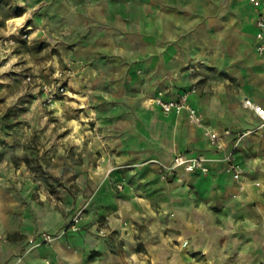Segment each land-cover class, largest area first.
I'll return each instance as SVG.
<instances>
[{
	"label": "crops",
	"instance_id": "0c3cea01",
	"mask_svg": "<svg viewBox=\"0 0 264 264\" xmlns=\"http://www.w3.org/2000/svg\"><path fill=\"white\" fill-rule=\"evenodd\" d=\"M138 3L146 36L132 60L143 64L151 88L116 106L122 116L107 124L109 149L88 173L89 195L78 200L80 230L33 246L30 236L59 230L71 211L39 207L29 217L21 208L16 220L4 211L0 264H264V125L243 104L264 107L257 13L249 0ZM191 86L201 124L152 101L158 90L176 98ZM226 129L223 147L212 145L208 131ZM175 154L202 156L208 171L176 168L162 177L157 162Z\"/></svg>",
	"mask_w": 264,
	"mask_h": 264
},
{
	"label": "rangeland",
	"instance_id": "374dc122",
	"mask_svg": "<svg viewBox=\"0 0 264 264\" xmlns=\"http://www.w3.org/2000/svg\"><path fill=\"white\" fill-rule=\"evenodd\" d=\"M138 1L0 0V214L49 206L83 217L116 106L151 88L132 60L146 36Z\"/></svg>",
	"mask_w": 264,
	"mask_h": 264
},
{
	"label": "built area",
	"instance_id": "2783aa9c",
	"mask_svg": "<svg viewBox=\"0 0 264 264\" xmlns=\"http://www.w3.org/2000/svg\"><path fill=\"white\" fill-rule=\"evenodd\" d=\"M252 6L254 7L257 16L255 20V49L258 53H264V0H249ZM196 91L195 86L181 92L176 98H166L164 91L158 90L152 98L154 104L164 113H181L186 112L187 117L190 122L194 124H201V114L197 109L189 102L188 97L190 94ZM243 104L252 108L256 114L261 119V124L264 125V107L252 103L250 100L245 99ZM247 132H241L236 135L235 140H239ZM231 134V131L226 129L223 132L219 133L213 130L208 131L209 139L212 145L217 148L223 147L225 144L223 137ZM159 165V171L162 177L166 173L172 172L176 168H183L185 171H194L198 170L200 172H207L208 167L206 165V159L202 156H188L185 154H175L171 162L165 164L163 162H157ZM233 177L238 178L241 170L236 165H231ZM258 184V183H256ZM120 188L121 185H118ZM81 219H82V210L76 212L68 221V223L56 234L55 233H46L40 232L30 238L29 243L33 246L41 244H51L61 235L66 232H77L81 228ZM100 234H104L103 229L99 230Z\"/></svg>",
	"mask_w": 264,
	"mask_h": 264
},
{
	"label": "bare ground",
	"instance_id": "6f19581e",
	"mask_svg": "<svg viewBox=\"0 0 264 264\" xmlns=\"http://www.w3.org/2000/svg\"><path fill=\"white\" fill-rule=\"evenodd\" d=\"M27 14V13H26ZM24 16H19V17H16V18H13V19H10L8 21V26H9V29L12 30L14 25L18 22H20L22 19H23Z\"/></svg>",
	"mask_w": 264,
	"mask_h": 264
}]
</instances>
